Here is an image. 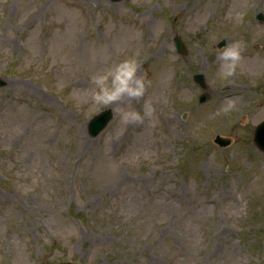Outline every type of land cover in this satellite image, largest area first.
<instances>
[{"label":"rangeland","instance_id":"374dc122","mask_svg":"<svg viewBox=\"0 0 264 264\" xmlns=\"http://www.w3.org/2000/svg\"><path fill=\"white\" fill-rule=\"evenodd\" d=\"M260 13L264 0H0V264H264ZM234 41L241 64L220 79ZM126 58L144 96L94 105L92 77Z\"/></svg>","mask_w":264,"mask_h":264},{"label":"clouds","instance_id":"9594fccd","mask_svg":"<svg viewBox=\"0 0 264 264\" xmlns=\"http://www.w3.org/2000/svg\"><path fill=\"white\" fill-rule=\"evenodd\" d=\"M243 45L240 41L226 44L223 49H218V76L220 79L232 77L242 61ZM93 88L91 100L94 105L118 104L125 97L138 99L143 97L146 89L145 79L138 75V63L135 58H126L111 65L107 70L97 73L92 77ZM145 116L151 118L153 109L150 104H145ZM235 107L234 100L227 101L224 111ZM121 119L125 123L142 122L143 117L138 112L121 110Z\"/></svg>","mask_w":264,"mask_h":264},{"label":"water","instance_id":"95a60500","mask_svg":"<svg viewBox=\"0 0 264 264\" xmlns=\"http://www.w3.org/2000/svg\"><path fill=\"white\" fill-rule=\"evenodd\" d=\"M259 18H263V14L259 15ZM175 42L178 48V51L181 53H184L185 46L182 40L179 36L175 38ZM224 44V41L220 43V46ZM195 79L201 84V86L205 87V80L204 75L202 73L196 74ZM5 81L0 78V86L5 85ZM207 98L206 94H201L200 101H205ZM113 113L112 108H108L101 113L97 114L91 121L89 122V130L90 133L94 136L98 135L100 131L104 129V127L107 125V123L112 119ZM215 141L221 145L226 146L230 144V139L227 137H223L221 135H217L215 138ZM254 142L255 144L264 151V120H262L260 123H258L254 130ZM59 264H79L71 261H65L61 262Z\"/></svg>","mask_w":264,"mask_h":264},{"label":"bare ground","instance_id":"6f19581e","mask_svg":"<svg viewBox=\"0 0 264 264\" xmlns=\"http://www.w3.org/2000/svg\"><path fill=\"white\" fill-rule=\"evenodd\" d=\"M244 88H245V86H241L239 88H236V90H234L233 92L229 93V96L228 97H225L223 99H225V100H230L231 99L232 100V98L234 96L238 95V91H243ZM240 89H243V90H240Z\"/></svg>","mask_w":264,"mask_h":264}]
</instances>
